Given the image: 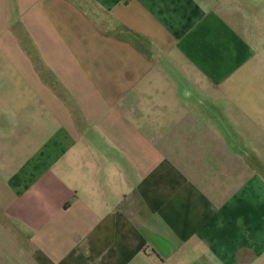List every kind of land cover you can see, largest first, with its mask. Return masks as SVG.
<instances>
[{
  "label": "crops",
  "instance_id": "1",
  "mask_svg": "<svg viewBox=\"0 0 264 264\" xmlns=\"http://www.w3.org/2000/svg\"><path fill=\"white\" fill-rule=\"evenodd\" d=\"M263 10L0 0V264H264V163L223 123L250 102L215 92Z\"/></svg>",
  "mask_w": 264,
  "mask_h": 264
},
{
  "label": "rangeland",
  "instance_id": "2",
  "mask_svg": "<svg viewBox=\"0 0 264 264\" xmlns=\"http://www.w3.org/2000/svg\"><path fill=\"white\" fill-rule=\"evenodd\" d=\"M248 10L251 12L257 11V9L253 10V8ZM256 20L254 17L252 19L249 18L246 21V25L242 26L250 34V43L256 46L257 51L249 58L248 63L242 70L233 76L232 79H234L235 83L240 85L236 86V88L233 86L230 89L217 87L215 92L221 97L229 96L235 100L241 98L250 102L247 105L241 106V108L245 107L246 110L245 116L242 117L244 121H241L242 111H240L239 106L231 103L229 108L230 119L225 120L223 123L232 129L236 136L237 134L241 136H239V141L242 140L245 145L244 147L248 151H252L250 147L254 146L264 163V105L260 107L255 102L260 99L264 103V17H260L258 21ZM27 42V49L32 51L33 46L30 44L29 38H27ZM226 56L231 57V54H227ZM11 92V90L0 91V98H12ZM18 94L19 92H16V95ZM21 97L24 101H27V98H34L29 91L22 92ZM229 138L230 140L233 139L231 136Z\"/></svg>",
  "mask_w": 264,
  "mask_h": 264
}]
</instances>
